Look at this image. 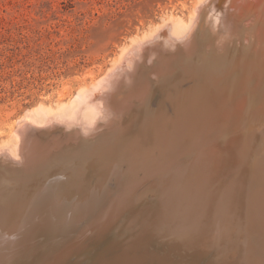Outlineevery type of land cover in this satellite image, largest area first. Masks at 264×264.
Listing matches in <instances>:
<instances>
[{"label": "bare ground", "instance_id": "1", "mask_svg": "<svg viewBox=\"0 0 264 264\" xmlns=\"http://www.w3.org/2000/svg\"><path fill=\"white\" fill-rule=\"evenodd\" d=\"M206 2L208 6L210 2L208 5ZM228 5L222 13L226 18L223 28L228 32L220 45L214 41L213 32L204 30L207 45L203 44L201 34L195 35L198 29L205 28L199 25L204 22L206 12L205 7H195L187 24L171 20L168 21L170 28L165 26L167 22L162 28L157 27L163 30L152 37L166 38V45L155 44V38L134 41L135 44L119 52L120 58L108 66L103 76H98L101 79L96 80L97 84L91 82L93 88L85 80V87L79 86L67 103L62 101L63 89L55 108H40L32 114L27 110L28 115L24 114V119L10 127L8 142L0 149L4 152L0 155L5 156V160L0 159V264H35L38 259L46 258L45 252H55L54 264H64L71 251H77L84 242L96 244L95 239L101 233L97 232L99 228L103 225L102 230L110 228L109 218L115 221L112 216L123 210L120 207L126 209L124 203L122 206L117 203V207L114 201L115 195L121 198L130 191L122 188L127 183L139 187L137 194L142 196L150 188L163 192L166 183L169 188L173 186L166 199L163 195L162 199L156 196L153 202L157 212L152 216L156 219H150L152 223L157 220L154 226L159 224L170 231V224L180 225L176 219L198 212V219L188 221V225L187 221L185 223L189 235L188 232L178 233L187 238L197 235L199 244L171 237L170 243L180 251V257L169 247L166 254L172 256L170 259L165 256L166 264L167 260L173 262V256L178 257H175L178 264H192L187 261L189 258H183L182 251L192 249L187 251L196 254L214 243L221 245L215 247L219 255L228 253L237 264L248 263L244 260L247 254H236L242 245L239 239L242 231L237 230L240 215L235 221L228 215L220 217L223 211L224 214L230 212L220 208L224 202L222 197L220 203L219 198L212 197L219 190L226 201L222 206L229 202L242 205L235 210V205L233 208L228 205L227 211L233 209L235 214L242 208L252 210L264 221V0H229ZM164 28L171 29L170 34H177L183 40L173 39L170 34L167 37ZM153 44L159 47H151ZM141 61L145 72L140 69ZM106 89L121 93L111 94ZM32 130L34 135L28 140ZM180 170H185L186 174L182 176L184 173ZM179 171L182 177L176 178ZM229 172L234 178L227 179L225 184L224 176ZM111 176L114 180L110 184ZM153 224L150 227L153 228ZM175 227V231L183 228ZM147 228L149 235L154 232V228L152 232ZM113 232L108 235H114L115 239L119 235ZM125 232L129 236L133 233ZM63 239L66 243L61 242ZM127 241V245L122 242L125 246L105 244L106 258L97 248L101 261H108L101 263L145 264L146 261H142L146 257L147 261L152 257L158 259L157 254L150 253L157 247L142 244L145 240L135 237ZM160 245L164 249L166 244L160 242ZM88 251L90 249L84 251L85 255ZM164 251L161 248V252ZM260 254L259 263L254 264H264V244ZM225 259L222 256L224 264L229 262H224Z\"/></svg>", "mask_w": 264, "mask_h": 264}, {"label": "rangeland", "instance_id": "2", "mask_svg": "<svg viewBox=\"0 0 264 264\" xmlns=\"http://www.w3.org/2000/svg\"><path fill=\"white\" fill-rule=\"evenodd\" d=\"M202 1L203 2H201V0H0V149L3 147V145L7 144L8 142V138L10 135L9 132L10 127L12 125L15 127L18 124L17 121L19 122L21 121V119H24L23 115L24 114L28 115L26 114L27 110L29 111L28 113L32 114L35 112V110H39L40 108H45V109L49 107L55 108L57 99L59 98V94L63 91V89H64L63 92L65 98L63 96L62 101L64 103H67L71 98V96L76 94L79 86H82V88L85 87L84 86L85 80H86V84L89 87L93 88L94 87L93 84L94 83L97 84L96 80L99 81L98 78L101 79V77L98 76H103L106 69H108L109 67H111V65H114L115 62L118 61V59L120 58V56L118 55L119 52L122 51L124 47L131 46L132 45L131 43H133L136 40H139V42H143L145 40L155 38L153 39L155 44L159 46L160 44L166 45L165 44L167 43V40L165 42L166 38L161 39L157 37H152L158 33L157 31L163 30V29H158L159 26L160 28H162L164 26V23L166 24V22L167 25L165 26L171 25V23H169L171 22V20L179 21L182 22L183 24H187L189 22L188 19L190 17V14L195 7L206 8V12H204L203 15V18L205 20H202L204 22L202 23L200 22L199 25L200 28L202 27L205 28H202L203 31H200L201 29H198L200 32L197 30L196 32L197 34L195 35L201 34L199 36H201L203 39L205 35L204 32L206 31L213 32L215 34V37L214 35L211 36H213L214 41H216L220 45V42L223 40V38L228 32V30H225V28H223L226 26L225 25L226 23H223L224 20L226 21V18H225V14L222 13L224 12V10L227 9L226 7H229L228 5L229 0L228 1L212 0V2L208 0L210 4L206 2V0H202ZM205 2L207 3L206 5L208 4L209 5L205 6ZM197 3L199 4L202 3L201 4L202 6L201 5L199 6V4ZM215 3L219 5H216ZM212 7L213 8L215 7L214 10H212ZM214 11H216L217 13ZM209 15H211L210 18H207L209 17ZM205 24L206 26H204ZM168 28L170 27L168 26ZM164 29L167 33V37H169L170 35H172L173 39L177 37V34L169 33L170 31L172 32L171 29L170 30H168L167 28ZM221 30H223L224 32ZM177 38L179 39L176 40H180V41L183 40L181 37H177ZM203 40L205 42L203 44L207 45L208 41H206V38H204ZM151 47L156 48L157 46L153 44V46ZM150 57L153 59L154 56L152 55ZM115 58L117 59L115 60ZM192 58L194 59V57ZM146 63L150 64V61L147 60ZM139 65H140V69L145 72L143 67L144 63H142L141 61ZM92 72L94 73L93 75L90 74ZM93 77H96V79H94ZM90 80H94V81H90ZM91 82H93V84ZM89 83H91L92 86H90L91 84ZM124 87L125 86H122V89H124ZM105 91L111 94L112 93L116 94V90L111 91L106 89ZM120 91L124 92L125 89L124 91L123 90ZM119 93L117 92V94ZM79 129L81 128L79 127ZM39 132H43V131H39ZM39 132H35V134L38 135ZM31 133L30 135L27 136L28 140L30 139V137H32V135H34L33 134L34 131L32 130ZM1 152L2 154L4 153L3 151H0V153ZM2 156L0 155V159L2 158L3 160H5L4 159L5 156L3 157ZM180 171H183L184 174ZM180 171L179 173H176V178H178V176L180 178L186 174L185 170H180ZM229 173L230 175L228 176ZM229 173H227L226 175L227 177L224 176L225 181L223 182L225 184H227L226 182H228V180L231 177L234 178L233 173L231 172ZM181 174L183 175L180 176ZM111 177L112 178L109 180L110 184L113 183L114 180V177L113 176ZM176 178L174 179L176 180ZM173 181L174 180H170L169 182H173ZM144 183H146V181ZM131 185L132 183H127L122 187L124 191L130 190L129 191L130 193L125 192L123 196L119 195L121 196V198L120 197L116 198L115 195L114 202H116V204L120 203V205L121 203L122 204L124 203L126 209L122 208L123 206L121 205L122 207L120 208L123 210L118 211V213L120 212V216L118 215V213L117 215H115L117 217L112 216L113 219L114 218L116 219L115 221L110 220L112 218H109L108 224L110 223L109 225L112 226H110V228L105 227L106 229L103 230L101 228H104V225L101 228H99L100 230H98L97 232L98 233L101 232V233H99L97 237L95 235V237L97 238L95 239L96 244H91L90 242L85 244L84 242L85 245L83 244V246H81V248H79L77 251L74 250L71 251L72 254L73 253L74 254L73 255L70 254L69 256H67L68 258L66 257V259H64L65 260L64 264H73V263L88 264L89 260L92 261L94 259H96L95 261L99 262V264H102L103 262H108L107 259L106 261L105 260L101 261L102 257L106 258L107 251H103L106 250V247L103 248L105 244L110 243L111 244L110 247H116L117 244L124 245L125 241L128 242L127 240H130L135 237L138 238V240H140L141 238V241L145 240L144 243L142 244H146V246L157 247L156 251L153 248L155 252H153V250L150 249L151 250L150 253L157 254L156 257L158 259L154 260V257H152L150 261H147L146 260L147 257L145 260H143L145 258L144 257L142 259L143 260L142 262L146 261L145 264H151V263L166 264L163 261L165 256H167V258L165 259L168 258L170 259V256H172L166 254L169 251L168 248L170 247L171 250L175 249L174 246L170 243L172 238H174L175 236L179 238V240L181 241H182L181 238L185 240L186 239L190 240V238H192V236L190 237L188 236L189 238H187V235H189L190 232H188L189 229H186L185 231L184 227L187 226L190 223V221L193 220L195 221V219H198V217H196L198 216L196 215L198 212L189 215V217L188 216L182 217L184 219L181 218V220H179L180 218L176 219L175 221H177V223H180V225L175 223H173V225L170 224L171 227L170 228L168 227L170 231L165 228H161L162 226H160L159 224L158 225L155 224V226L158 227L155 228L153 223L157 220L153 221L152 223L150 219V218L156 219V217L155 218L153 217L154 215H156L155 213L157 212L153 205L154 200L157 198L156 196H159L161 199L165 197L164 199H166V197L170 195L167 193L173 191L171 190L173 189V186L169 188L167 183L165 184L166 186L163 185L164 187L163 189L166 192L164 190L162 192L161 190H155V188L154 189L150 188L142 196L140 194H137V192L139 191L138 189L139 187L135 188L132 185V187L130 188ZM170 185L173 184L170 183ZM217 188L215 189L217 190ZM217 191H218L216 194L217 197L216 195H214L212 199L219 198V203H220L221 199L223 198L224 202L226 203L225 198L223 197L221 192L219 193V190ZM139 195L140 197H138ZM161 195H163V197ZM119 199L120 202H118ZM228 200L229 199H227V203ZM142 201L145 202L143 203L145 205H142L141 203ZM128 202L130 203L128 204ZM150 202H152V204ZM224 202L221 204L220 208H223L222 210L225 209L226 213L227 212L230 213L224 214L223 211L221 213L222 216L220 217L226 218L228 215L229 216L228 218L230 220L234 219L235 221L236 219L235 217L240 215V218L238 220L239 225L237 230L242 231V234H239L240 236L239 239L240 238L242 239V245L240 250L237 249L238 251L236 254L237 255L243 253L247 254L245 255L246 257L244 256L245 263L248 262L246 264H254L256 261H258L259 263L260 256H262L260 254L261 247L262 244H264V229L263 230L261 229L262 224L260 223V221L262 220L259 219L260 217L257 218V214L255 211L254 212H252V210L243 211V208L241 210H238V212L240 211V213L237 212L234 214L235 208L239 209V206L242 205H240V203L229 202L228 204H225V206H222L224 205ZM126 203L127 205H125ZM228 205L232 207H229ZM233 205H235L234 208ZM116 206L118 207V204ZM226 206H228L229 208H233L234 210L229 209L230 211L229 210L227 211ZM136 214L138 216H136ZM223 215L226 216L223 217ZM130 216L132 217V219L130 218ZM122 217L124 218V220H121L123 219ZM129 219H131L130 221L132 224L129 223L130 221L128 222ZM229 219H227V221H229ZM139 220L143 223H140ZM84 221L85 219H83L80 222L83 223ZM186 221H187V225L185 224ZM225 221L223 222V225ZM123 222H125V224ZM135 222L137 226L135 224L133 225V223ZM145 222L146 224H149V222L150 224H153L152 226H154L153 227L154 232L156 231L159 234L162 233L159 235L155 232L156 233L155 235H158L156 236V238L158 239H155V235H153L154 232L150 234L153 235L152 237L149 235L148 231H147L148 233L146 232L145 229L147 226L151 228L150 230L151 232L153 231V228L150 227L151 226L150 224L146 225ZM120 223L124 224L125 226ZM182 223L184 225H182ZM117 225L119 226L117 227ZM138 225H142V226L144 225L146 227H142V226L140 227ZM230 225L231 223L228 225L229 226L228 228H230ZM135 226L136 228H134ZM175 226L177 228L178 227L181 228L183 227V228L182 229L180 228L181 230H179L178 228L175 231L174 229ZM123 227H125V230L121 229ZM128 227L134 228V230L129 229V231L131 233L133 232L132 233L133 235L136 234L137 235L132 236V234H130L129 236V234H124L125 231H126L125 233L129 232L128 229H126ZM112 228L117 229V231L115 230L113 232L112 230V232L115 235L116 234L119 235V236L117 235L115 236V239H117L118 242L115 241V239H113L114 235H110V236L108 235V233H112L110 231ZM149 228H147V230H149ZM141 230H143V233L142 232L140 233ZM136 231L139 232L140 235L142 236H140ZM160 231H166L169 232V234ZM171 231H173V233H171ZM178 232H182V233L188 232V233L187 235H185ZM165 234L167 236H165ZM121 235H123L124 237H121ZM126 235H128L127 239L125 238ZM193 235L195 234L193 233ZM107 236H109L112 240H110V238ZM161 236H163V239H160ZM106 237L109 239H107ZM128 237H130V239ZM196 237H193L191 241L188 240V242L189 243L192 242V244H195L197 242V244H199V238L197 239ZM194 238H196L197 240L196 239L194 240ZM122 239L124 241H121ZM106 240L108 241V243L105 242ZM147 240L153 241L155 243L152 242L151 244V242ZM156 241L158 244L157 246H156ZM61 242L66 243V240L63 239ZM160 242L166 244L164 245L165 246L164 249L166 251H164L163 246H161L162 244L160 245ZM185 242H187V240ZM88 244H91L93 246ZM125 245H127V243H125ZM215 247L219 248L221 247V245L214 243L210 247H205L204 251L202 252L199 251L196 254H194V252L192 251H187L192 249H187L185 250L187 251L186 253L185 251H182L184 255L183 258H189V260L187 261H191L190 263L193 262L195 264H212V263L218 264L220 261H222V256H223V258L224 257L226 258L224 262L229 261L228 263L225 264H231V263L237 264V262L234 261V259L227 256L229 255L228 253H226L225 256L224 254L219 255L218 253L220 252L217 251V248ZM97 248L101 249V251L99 252L105 253V254L100 253L101 256L104 255L101 257V259L99 257L100 255H98L99 252H97L100 249L97 250ZM161 248L162 251H164L163 252L164 254L161 252ZM86 249L88 250L90 249V251H88L89 253L85 255L84 251ZM210 249H212V251ZM180 250H182V247H180ZM205 250L207 251L206 254H205L206 252ZM174 251L178 252L179 254L176 252L174 254L180 257V251L176 249ZM45 253H44V257L46 258L43 259V261L46 262H43L42 260L38 259L35 262V264H43V263L50 264L51 262H52L51 264L56 263L57 259H55V252L52 253L45 252ZM191 253L194 256H192ZM232 254L234 255L233 252ZM84 255L85 256L88 255V256L85 257ZM96 255L98 256L97 258ZM215 255L219 257L216 258ZM175 257L173 256V262L172 260L171 262L170 260H167L166 262L168 264H178L177 263L178 260H176L178 257L177 258ZM69 258L72 259L73 261L72 263H70ZM193 259H195V261ZM95 261L92 262L96 264ZM92 262L91 264H93ZM221 263L224 264L223 261Z\"/></svg>", "mask_w": 264, "mask_h": 264}]
</instances>
